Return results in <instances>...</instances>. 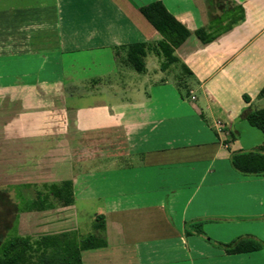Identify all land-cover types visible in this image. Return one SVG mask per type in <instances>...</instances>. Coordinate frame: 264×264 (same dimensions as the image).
<instances>
[{
  "label": "crops",
  "instance_id": "0c3cea01",
  "mask_svg": "<svg viewBox=\"0 0 264 264\" xmlns=\"http://www.w3.org/2000/svg\"><path fill=\"white\" fill-rule=\"evenodd\" d=\"M153 1L189 35L177 61L163 69L147 52L137 72L127 48L160 38L139 11ZM7 10L0 32L11 28L21 61L9 73L27 78L0 80V191L26 201L20 235H92L80 264H264L263 249L228 254L192 227L264 242V178L229 162L263 141L246 116L264 107V0H0ZM35 25L43 35L26 36ZM209 26L218 34L203 43L194 31ZM94 202V232L80 236L76 205Z\"/></svg>",
  "mask_w": 264,
  "mask_h": 264
},
{
  "label": "trees",
  "instance_id": "16d2710c",
  "mask_svg": "<svg viewBox=\"0 0 264 264\" xmlns=\"http://www.w3.org/2000/svg\"><path fill=\"white\" fill-rule=\"evenodd\" d=\"M139 11L159 33L160 38L155 42L141 41L129 44L126 59L135 71L143 72V58L147 52H153L161 57L160 68L164 69L169 63L177 61L173 51L187 38L189 30L167 11L161 1L142 5ZM242 17V10L239 8L238 17L231 23ZM228 27L229 25L223 29L227 30ZM214 30L212 26L199 27L194 33L201 42L206 43L218 34ZM263 92L264 87L261 90V93ZM246 119L250 125L261 130L263 141L253 149L230 151L229 162L231 167L241 174L259 175L264 178V107L250 111ZM3 193L0 191V195H4ZM14 209L17 212L21 210L16 209V206ZM14 215L11 227L7 229L4 237L0 238V264H80V251L98 245L97 239L92 235L79 239L69 232L20 235L17 230V215ZM96 227L101 228L102 225L97 223ZM192 227L203 240L228 254L264 250V242L249 235L221 242L207 237L200 223L193 224Z\"/></svg>",
  "mask_w": 264,
  "mask_h": 264
},
{
  "label": "rangeland",
  "instance_id": "374dc122",
  "mask_svg": "<svg viewBox=\"0 0 264 264\" xmlns=\"http://www.w3.org/2000/svg\"><path fill=\"white\" fill-rule=\"evenodd\" d=\"M13 11H5L3 12V14H0V18H2L5 22L6 20H11L12 17L15 15V13L13 14ZM37 17H43V15H48L49 11L44 12V10H39L38 12H35ZM25 14L27 16H23V18H28V14L27 11L25 10L24 12H18V15L16 13V16L18 18H22L19 15ZM22 18V19H23ZM3 30V35L2 32H0V72H4V74L0 73V80L7 83V82H12V81H18L21 80V78H27L26 76H18L15 74H11L9 72L11 71H16L18 70V67L21 66V61H17V60H12V45H11V38H10V34L12 35L13 32L11 31V28H8L6 26H4V28H2ZM22 30L24 31V33L28 34V31L30 32V34L32 33L35 36H42L43 35V27L42 26H31V27H27L25 26V29L22 28ZM1 31V28H0ZM16 47H20L21 52L23 54L28 52V45L26 42L23 43H16L15 45ZM17 57V56H16ZM21 57V56H20ZM25 60V59H24ZM28 60H25L23 62L27 63ZM14 66V68H13ZM173 68H178L177 66L173 67ZM178 70V69H177ZM5 71L8 73H5ZM175 72V70H174ZM181 95L184 97L185 96V91L183 88L180 89ZM10 108H5V112L6 110H8ZM18 159V158H16ZM2 189V188H1ZM6 193L4 192L5 197H3L4 195H0V238L4 237L3 235H5L7 229H9L12 225V221L15 217V209L14 206H16V209L19 208H23L25 206V200L20 198V196L18 195V193L14 192L13 189H8L5 190ZM23 191L28 192L29 194H32L33 191L31 189H24ZM15 193V194H14ZM15 195V196H14ZM26 198H30V197H26ZM77 208H82L83 209V214H80L79 216L77 215V221H78V226H79V230L78 232L81 233L80 236H83L86 233L89 232H94L92 224L93 221L91 220V218L88 216L89 215V211L91 210L93 207L96 208V206H98L97 202H94L92 205L90 206H86V205H81L78 204L76 205ZM29 220L27 218H25L23 224L20 227V231L22 233H28L29 229ZM11 230H9L10 232ZM81 231V232H80Z\"/></svg>",
  "mask_w": 264,
  "mask_h": 264
},
{
  "label": "built area",
  "instance_id": "2783aa9c",
  "mask_svg": "<svg viewBox=\"0 0 264 264\" xmlns=\"http://www.w3.org/2000/svg\"><path fill=\"white\" fill-rule=\"evenodd\" d=\"M191 98H193V96H191Z\"/></svg>",
  "mask_w": 264,
  "mask_h": 264
}]
</instances>
